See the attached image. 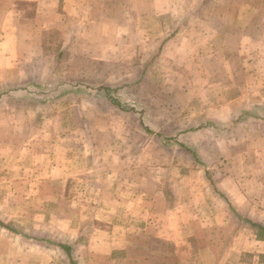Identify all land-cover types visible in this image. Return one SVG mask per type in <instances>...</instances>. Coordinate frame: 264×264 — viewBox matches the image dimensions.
<instances>
[{"label": "crops", "instance_id": "1", "mask_svg": "<svg viewBox=\"0 0 264 264\" xmlns=\"http://www.w3.org/2000/svg\"><path fill=\"white\" fill-rule=\"evenodd\" d=\"M16 2L0 0V22L5 23L2 26L6 28L5 39L0 40V52L12 53L13 56L18 54V61L10 65L11 68L5 65L7 57H0L2 76L11 74L8 77L11 80L4 81H26L27 70L38 69L40 63L44 64L40 55L45 52V32H62L66 19L81 13V7L88 4L89 10L85 13L90 23L100 21L102 24L100 29L89 27L88 32L82 31L79 38L84 40V47L90 42L89 48L99 50L105 42L108 47H102L104 50L112 47L122 53L124 46L133 45L134 37L140 36L142 31L143 46L158 51L164 48L176 66L195 68L191 72L190 92H187L191 96L185 98L182 106L186 105L185 115L193 117L192 125H197L194 132L208 131L206 144L199 138L186 146L192 154L202 155V164L213 163L211 157L215 155L211 152L215 144L218 147L219 140L228 141L226 138L232 130L242 141L250 143L247 144V147H252L250 149H264V0H34L31 14L17 7ZM25 20L31 23L20 26ZM135 22H142L141 30L135 28ZM104 23H110V28L107 29ZM98 52L94 50L92 59H103V56H97ZM128 57L120 56L119 59L129 61ZM98 63L102 64L101 61ZM8 69L18 72L14 75L8 73ZM193 71H196V76ZM214 72L219 74L217 79L210 77ZM33 79L36 77L29 81ZM207 80L210 82L205 85ZM201 84L205 85L202 89L199 87ZM203 122L205 124H201ZM204 125L207 127H201ZM218 130L223 133L216 134ZM177 132L180 135L184 133L181 129ZM0 143V264H18V243L23 240L29 246L22 252L27 264H44L38 250L33 249L38 237L46 242L49 238L54 240L58 237L60 247L61 244L70 246L73 241L75 250L85 252L80 257L81 264H264V239L258 237L257 228L251 224L254 219L237 215V222L242 223L244 229L255 230L252 239L249 242L244 239L245 243L238 244L239 247L238 241L212 236L210 231L201 237L198 222H188V230L185 219L174 214L180 210L176 211V206L167 204L161 189L154 195L150 193L153 189L158 190L152 182L149 190L140 184L138 196L132 192V182H126L121 200L109 199L103 203L99 200L95 209L101 210L107 218L95 221L94 232L85 235V228L81 230L82 224L75 227L72 221L71 194L65 192L66 184L62 194L54 183L49 185L58 179L66 181L71 175L70 171L64 172V163L70 161L67 152L59 157L63 162L58 157L56 160L51 157L54 160L43 176V180L48 182L43 193L34 189L32 183L30 187L26 184L39 177L38 169L33 170V165L37 167L39 161L37 151L32 147H22L20 141L18 147L13 145L14 148ZM180 144L183 145L182 142ZM63 147L70 149V146ZM205 148L210 152L202 153L201 149ZM255 161L256 165H264L262 151ZM22 164L29 165V169H24ZM208 176L213 185L216 183L218 195L222 198L229 195L227 188L232 179L225 177L217 182L213 176ZM23 185L24 190L21 189ZM110 192L109 197L113 198L114 192ZM196 194L186 193L184 197ZM56 195L63 196V211L55 208L61 212L60 223H54V205L45 200L43 207L35 203L38 196L54 200ZM99 196L102 197V193ZM196 198L192 197V201ZM120 202L126 206L123 211L118 208ZM135 204L142 206L141 209ZM145 205L149 207L145 208ZM237 210L242 214L247 206ZM43 217H47L46 221ZM209 225L214 231V222H208V228ZM222 225L218 229L226 228L225 222Z\"/></svg>", "mask_w": 264, "mask_h": 264}, {"label": "rangeland", "instance_id": "2", "mask_svg": "<svg viewBox=\"0 0 264 264\" xmlns=\"http://www.w3.org/2000/svg\"><path fill=\"white\" fill-rule=\"evenodd\" d=\"M16 5L26 9L28 14L35 6L34 0H17ZM88 10L87 4L81 7V13L67 18L62 32H45V52L40 55L44 64L40 63L38 69L26 71L27 82L15 79L4 81L11 80L8 78L11 74L2 76L0 69V142L14 148L13 145L18 147L20 141L22 147L36 150L39 158L37 167L33 165V170L38 169L39 177L27 182L28 187L32 183L34 189L44 193L48 182L43 180V176L49 170L48 165L57 157L63 162V158L59 157L67 152L70 161L64 163V172L70 171L71 175L67 174L66 181L58 179L49 185L54 183L62 194L66 184L65 192L71 194L72 221L75 227L82 224L81 230L85 228V235L94 232L95 221L101 220V217L107 218L101 214V210L95 209L99 200L102 203L109 199L121 200L126 182H132V192L135 193L140 192V184L149 190L152 182L158 190L153 189L150 193L154 195L161 189L167 204L176 206V211L180 210L179 213L174 211V214L184 218L187 226L188 222H198L201 237L210 231L212 236L238 241L237 247L245 243L244 239L249 242L255 230L244 229L242 223L237 222V215L264 223V165L255 164V157L261 151L264 154V149H250L252 147H247L250 143L242 141L232 130L226 138L228 141L219 140L218 147L215 144L211 152L215 155L211 157L213 163L202 164V155L194 156L186 146L199 138L206 144L208 131L194 132L197 125H192L193 117L185 115L187 108L185 104L182 106L185 98L191 96L187 92H190L191 72L195 68L176 66L164 48L158 51L143 46L142 22H135V28H140V36L134 37L133 45L126 44L129 48L124 46L122 53L112 47L104 50L102 47H108L105 42L98 50L89 48L91 43L86 41V49L79 35L89 27L100 29L102 24L100 21L90 23L85 13ZM2 23L0 40L5 39L3 34L6 28ZM30 23V20H25L20 26L25 27ZM104 24L107 29L110 28V23ZM94 50L99 51L97 56H103V59H92ZM126 55L129 61L119 59ZM0 57H7L6 67L18 61V54L13 56L12 53L0 52ZM16 72L18 70L8 69V73L15 75ZM193 75H197L196 71H193ZM213 76L217 79L219 74L214 72L210 77ZM31 77L36 79L29 81ZM66 80L77 85L62 84ZM105 80L107 83H101ZM205 85H199L200 89ZM69 90L78 92L68 95L71 93ZM181 112L183 115H178ZM180 129L184 132L182 135L177 132ZM215 133L223 132L218 130ZM225 134L228 135V132ZM63 146H70V149ZM201 150L202 153L210 152L206 148ZM22 165L24 169H29V165ZM208 175L217 182L225 177L232 179L227 188L229 195H225V198L218 195L217 185L209 181ZM193 187L198 189L194 190L196 188ZM21 189H25L24 185ZM110 191L114 192L113 198L109 197ZM186 193L198 194L186 198ZM192 197L197 198L192 201ZM53 198L38 196L35 203L43 207L45 200L54 205V211L55 208L63 211V196ZM129 206L132 207L131 204ZM154 206H157L155 202ZM243 206H247V210L238 214L237 209ZM135 207L141 209L142 206L135 204ZM147 207L149 205H145ZM118 208L123 211L126 208L124 202H120ZM44 213L48 214L47 211ZM61 216V212L55 211L54 223H60L58 219L62 220ZM46 218L43 217L44 220ZM208 222H214V231L213 226L210 229L209 225L208 228ZM223 222L226 228L218 229ZM38 238H35L38 242L33 249L38 250L44 264L83 262L80 257L85 252L75 250L73 241L71 254L68 255L57 244L58 237L54 240L49 238L48 242ZM240 238L243 240L239 241ZM23 241L18 243V264H27L22 252L29 246Z\"/></svg>", "mask_w": 264, "mask_h": 264}, {"label": "trees", "instance_id": "3", "mask_svg": "<svg viewBox=\"0 0 264 264\" xmlns=\"http://www.w3.org/2000/svg\"><path fill=\"white\" fill-rule=\"evenodd\" d=\"M68 84L69 86H75L77 84H75L74 82H67V81H64L62 82V84ZM71 92V90H69ZM74 92H78L76 90H74ZM74 92H71V93H68V95H71V94H75ZM148 130H150L149 128H147ZM194 156H196L195 153H193ZM251 224L252 226L256 227L257 230H258V237L261 238V239H264V224H261V223H257V222H253L251 220ZM62 248H64L69 254H71V247L67 244H61Z\"/></svg>", "mask_w": 264, "mask_h": 264}]
</instances>
